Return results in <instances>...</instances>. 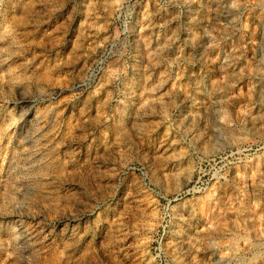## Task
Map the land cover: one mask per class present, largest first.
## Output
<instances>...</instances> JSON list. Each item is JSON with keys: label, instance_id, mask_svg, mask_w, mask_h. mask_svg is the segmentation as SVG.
<instances>
[{"label": "rangeland", "instance_id": "374dc122", "mask_svg": "<svg viewBox=\"0 0 264 264\" xmlns=\"http://www.w3.org/2000/svg\"><path fill=\"white\" fill-rule=\"evenodd\" d=\"M0 264H264V0H0Z\"/></svg>", "mask_w": 264, "mask_h": 264}]
</instances>
